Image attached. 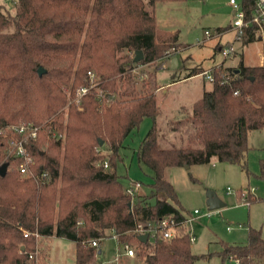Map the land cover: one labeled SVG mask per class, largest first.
<instances>
[{"label": "trees", "instance_id": "1", "mask_svg": "<svg viewBox=\"0 0 264 264\" xmlns=\"http://www.w3.org/2000/svg\"><path fill=\"white\" fill-rule=\"evenodd\" d=\"M15 2V15L0 4V131L21 123L46 126L30 146L35 177L21 179V160L8 156L10 132L0 136V166L9 163L6 176L0 175V264H35L37 236L53 235L77 244L76 264H96L98 248L109 234L121 244L140 248L145 264H196L211 258L212 254L192 251L190 235L183 229L171 240L146 243L133 231L140 222L165 216L173 215L180 223L186 219L173 203L177 195L167 179L168 169L213 160L244 162L249 134L264 128V65L223 68L233 77L230 84H223L222 72L216 71L212 91L205 92L190 112L184 109L183 117L172 125L171 133H182L179 141L162 144L156 91L129 100L112 98V106L100 112L102 100L120 87L123 96H132L133 79L140 76L128 75L127 88L118 81L136 66L157 63L160 68L168 54L174 57L173 50L177 51L178 35L158 28L145 0ZM243 5L249 18L253 0H244ZM10 28L14 30L8 32ZM255 41L259 39L253 28L247 30L242 42ZM139 50L144 59L136 63L128 52ZM124 51L127 54L118 57ZM39 68L45 70L43 75ZM93 70L103 96L91 91L80 101L83 111L71 106L65 126L64 88L71 89L73 100L78 89L89 86L88 73ZM200 72L194 70L189 77ZM145 118H151L153 126L137 156L153 172L152 194L132 197L117 172V157L125 139ZM106 147L117 157L111 168L109 162L105 167L106 161L97 167ZM44 173L48 181L42 179ZM94 240L99 247L91 244ZM217 254L223 264L230 260L264 264V239L260 231L251 230L248 244L225 243Z\"/></svg>", "mask_w": 264, "mask_h": 264}, {"label": "rangeland", "instance_id": "2", "mask_svg": "<svg viewBox=\"0 0 264 264\" xmlns=\"http://www.w3.org/2000/svg\"><path fill=\"white\" fill-rule=\"evenodd\" d=\"M235 1L238 4L244 2V0ZM145 2L148 4V0ZM0 4L3 5L5 12L16 14L15 0H0ZM147 8L155 14L158 28L178 35L179 45L173 57L178 59V68L172 69L173 58L167 59L160 68L157 63L139 64L131 74H126L121 81H118L119 85L124 84L127 88L125 78L128 75L140 76L139 79H133L132 96H123L124 88L120 87L113 96L110 93L105 100H102L100 112H106L107 108L112 106V98L129 100L156 91L158 106L162 112L158 118L160 142L167 144L169 141H179L182 134L170 132L172 125L184 115L182 107L185 106L188 109L186 111L190 112L194 102L202 97L203 89L210 90L213 85L203 76L190 79V73L194 70H207L217 63H225L233 68L239 67L242 63L246 66L264 64V41L250 44L235 41L236 32L232 28L234 8L231 0H156L153 6L148 4ZM13 30L10 28L8 32ZM207 32H210L212 37L207 36ZM219 32H222L220 36ZM228 42L234 43L237 52L225 58L216 48L227 47ZM128 53L131 57H135L134 52ZM125 54L127 51L119 53L118 57ZM92 72L100 83L97 72L94 70ZM173 82L177 84L158 90L160 86ZM64 91L68 102L61 110V114L66 126L70 107L74 105L78 111H83L84 108L81 104L72 102L70 88H64ZM92 91L102 90L98 87ZM152 126V119L145 118L125 139L124 147L119 151V158L109 147H106L100 152L104 160L101 158L96 162L97 167H101L104 161L109 162L111 168V161L117 157V172L125 188L135 182L142 184L136 197L152 194L153 172L141 165L137 156ZM65 145V133H63L60 149L62 157ZM248 145L250 149L245 161L241 163L213 160L209 164L194 165L191 168L173 167L167 171V179L174 186L177 195V200L173 203L188 219L185 230L196 237L195 242L192 243V251L198 255H213L211 258L199 260L196 264H223L217 253L223 249L224 244H248L251 230L260 231L264 239V178L262 177L264 128L249 134ZM45 149L49 150L47 145ZM24 178L26 177L21 175V179ZM209 191H214L226 203V207L211 211L207 204ZM250 198L263 200L253 202ZM195 210H199L200 214L194 215ZM208 213L211 215L208 216ZM192 218L193 220L190 221ZM42 241L43 238L37 236L35 264H76L74 244L69 240L54 237L45 239L44 245ZM136 252L135 257L126 256L124 246L116 236L109 234L98 248L96 264H145L144 258L140 256V248L136 247ZM227 264H235V261L230 260Z\"/></svg>", "mask_w": 264, "mask_h": 264}, {"label": "built area", "instance_id": "3", "mask_svg": "<svg viewBox=\"0 0 264 264\" xmlns=\"http://www.w3.org/2000/svg\"><path fill=\"white\" fill-rule=\"evenodd\" d=\"M231 4L234 8V22H233V30L236 32V42H242L245 32L249 29L254 30L255 35L259 40L264 41V0H253V6L251 8L250 17H247L246 10L243 4H238L235 0H231ZM222 32H219V36ZM207 36L212 37L210 32H207ZM176 53V50H173ZM222 56L229 57L237 52V49L233 44L227 47H221L219 51ZM169 59L173 58V54L169 55ZM216 71H221L222 75V83L230 84L233 80L230 72L223 71V67L221 65H216L213 69L202 70L199 75L203 76L208 82L213 85L217 81ZM90 84L89 86L82 87L77 90L74 99L72 100L75 104H80L81 99L87 95L92 90H96L99 86L98 81L96 80L95 74L93 72H89ZM98 96L102 97V91H97ZM237 95L238 92H235ZM46 125H34L32 123H21L18 125L8 126L6 130L0 131V136H7V131L10 132L8 138V156H12L14 158H18L21 160L19 165V171L24 177H35L31 167L34 164V159L30 153V146L34 141H36L43 131ZM105 167H108V163H105ZM49 175L44 173L42 175V179L48 181ZM142 186L140 182L133 183L130 187L126 188V191L132 197H136V193L138 189ZM200 211L195 210L194 215H199ZM208 216L211 213L207 214ZM193 218L190 220L192 221ZM188 219L186 218L182 223L178 222L175 216H165L157 221H148L146 223L140 222L137 224L133 233L138 237L142 235H148V241H156L157 239L171 240L175 237H178L182 234V229L187 223ZM191 242H195L196 237L190 235ZM94 247H99V242L97 240L92 241L91 243ZM125 249V255L128 257H135L137 252L136 248L131 244L125 243L122 244ZM235 264H239V261H235Z\"/></svg>", "mask_w": 264, "mask_h": 264}, {"label": "water", "instance_id": "4", "mask_svg": "<svg viewBox=\"0 0 264 264\" xmlns=\"http://www.w3.org/2000/svg\"><path fill=\"white\" fill-rule=\"evenodd\" d=\"M233 15H234V12H233ZM143 59H144V52L141 50L137 51L135 54L134 61L136 63H140L141 61H143ZM171 66H172V69H174V70H176L178 68V59L177 58L172 59ZM38 72L40 75H43L45 73V70L43 68H39ZM103 145H104V142L102 140H100V146H103ZM8 168H9V163H5L2 166H0V175L6 176ZM186 168H189V166H186ZM207 204H208V207L211 211L219 210V209L226 207V203L224 201H222L214 191H209L207 193ZM130 205L132 206V204H130ZM139 239L142 242L146 243L148 241V235H142L139 237ZM99 253H101V251Z\"/></svg>", "mask_w": 264, "mask_h": 264}, {"label": "crops", "instance_id": "5", "mask_svg": "<svg viewBox=\"0 0 264 264\" xmlns=\"http://www.w3.org/2000/svg\"><path fill=\"white\" fill-rule=\"evenodd\" d=\"M160 29V28H159ZM161 30H164V29H161ZM260 41V40H259ZM231 44H233V43H231V42H228L227 43V45L229 46V45H231ZM222 46H217V48H216V50L219 52L220 51V48H221ZM236 47V46H235ZM237 49V48H236ZM216 65H221L223 68H233V67H231V66H228V65H226L225 63H217V64H215L214 66H212L211 68H209V69H213ZM264 64H260V65H258V66H263ZM202 71V70H201ZM197 77H200V75L199 74H197V75H194V76H191V78L190 79H192V78H197ZM177 84V82H173V83H170V84H168V85H166V86H160L159 88H158V90H160V89H162L163 90V88H165V87H168V86H174V85H176ZM212 89H213V85H212V87H211V89L210 90H206V88H204L203 89V94H202V97H203V95L205 94V92H210V91H212ZM157 90V91H158ZM201 97V98H202ZM201 98H199L198 100H200ZM157 100H158V98H157ZM198 100H196L195 102H197ZM194 102V103H195ZM194 105V104H193ZM183 108V110L184 109H187L185 106H183L182 107ZM262 130V129H261ZM261 130H259V131H261ZM253 132H256V131H253ZM249 151V150H248ZM244 161H245V159H244ZM183 230L186 232V233H188L189 235H190V233H189V231L188 230H185V226L183 227ZM54 237H57L56 235H53V236H50V237H44L43 238V245L45 244V242H44V240L46 239H51V238H54ZM57 238H61V237H57ZM62 239H66V238H62ZM66 240H68V239H66ZM71 243H73L74 244V253H75V255H76V251H77V247H76V243L74 242V241H71V240H69ZM42 245V247L44 248V246Z\"/></svg>", "mask_w": 264, "mask_h": 264}]
</instances>
